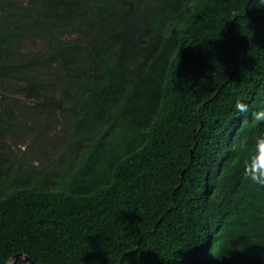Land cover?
<instances>
[{
  "label": "trees",
  "instance_id": "16d2710c",
  "mask_svg": "<svg viewBox=\"0 0 264 264\" xmlns=\"http://www.w3.org/2000/svg\"><path fill=\"white\" fill-rule=\"evenodd\" d=\"M18 101L71 136L41 169L0 152V264H264L238 145L264 133V0H0V122Z\"/></svg>",
  "mask_w": 264,
  "mask_h": 264
},
{
  "label": "rangeland",
  "instance_id": "374dc122",
  "mask_svg": "<svg viewBox=\"0 0 264 264\" xmlns=\"http://www.w3.org/2000/svg\"><path fill=\"white\" fill-rule=\"evenodd\" d=\"M20 52L25 55H31L40 50V44L37 41L26 40L20 45ZM18 94V92L16 93ZM16 109L8 122H0V152L16 159H23L26 165H31L35 169L45 167L50 161L57 159L65 145L64 139H69L71 132L66 124L50 122V127L42 131L40 136L31 132L29 128L36 126L35 123L44 122L43 118L32 119L27 114H21L22 104H31V102H15ZM20 107V108H19ZM11 126V127H10ZM36 127L42 128L40 124ZM68 133V135H67ZM25 165V166H26ZM38 175H36V178Z\"/></svg>",
  "mask_w": 264,
  "mask_h": 264
},
{
  "label": "clouds",
  "instance_id": "9594fccd",
  "mask_svg": "<svg viewBox=\"0 0 264 264\" xmlns=\"http://www.w3.org/2000/svg\"><path fill=\"white\" fill-rule=\"evenodd\" d=\"M235 107L238 111L248 112V106L237 102ZM253 119L257 123H264V109L254 112ZM241 149L247 151V158L242 163V170L245 179L252 184L264 187V133L254 138L251 147L247 138L238 142Z\"/></svg>",
  "mask_w": 264,
  "mask_h": 264
},
{
  "label": "water",
  "instance_id": "95a60500",
  "mask_svg": "<svg viewBox=\"0 0 264 264\" xmlns=\"http://www.w3.org/2000/svg\"><path fill=\"white\" fill-rule=\"evenodd\" d=\"M24 258L29 264H35L28 256H24L22 254L14 255L6 264H13L18 258Z\"/></svg>",
  "mask_w": 264,
  "mask_h": 264
}]
</instances>
